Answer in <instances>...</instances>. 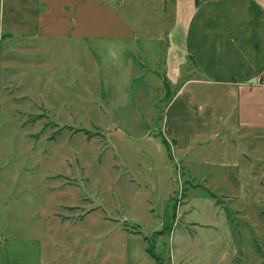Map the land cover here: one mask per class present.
<instances>
[{"label": "rangeland", "instance_id": "1", "mask_svg": "<svg viewBox=\"0 0 264 264\" xmlns=\"http://www.w3.org/2000/svg\"><path fill=\"white\" fill-rule=\"evenodd\" d=\"M50 1L0 0V264H264V131L171 105L172 0Z\"/></svg>", "mask_w": 264, "mask_h": 264}, {"label": "crops", "instance_id": "2", "mask_svg": "<svg viewBox=\"0 0 264 264\" xmlns=\"http://www.w3.org/2000/svg\"><path fill=\"white\" fill-rule=\"evenodd\" d=\"M171 6L172 55L163 69L179 83L191 64L203 78L182 81L171 105L182 97L191 102L190 85L221 88L237 99V126L264 131V0H200L198 6L196 0H172ZM48 8L111 7L98 0H59Z\"/></svg>", "mask_w": 264, "mask_h": 264}, {"label": "trees", "instance_id": "3", "mask_svg": "<svg viewBox=\"0 0 264 264\" xmlns=\"http://www.w3.org/2000/svg\"><path fill=\"white\" fill-rule=\"evenodd\" d=\"M197 6L200 5V0H196Z\"/></svg>", "mask_w": 264, "mask_h": 264}]
</instances>
